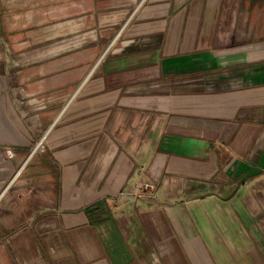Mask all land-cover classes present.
Segmentation results:
<instances>
[{
    "label": "crops",
    "instance_id": "1",
    "mask_svg": "<svg viewBox=\"0 0 264 264\" xmlns=\"http://www.w3.org/2000/svg\"><path fill=\"white\" fill-rule=\"evenodd\" d=\"M72 89L5 141L21 169L5 192L24 201L0 218L15 264H264V0H149ZM202 201L245 219L239 259L212 257Z\"/></svg>",
    "mask_w": 264,
    "mask_h": 264
},
{
    "label": "rangeland",
    "instance_id": "2",
    "mask_svg": "<svg viewBox=\"0 0 264 264\" xmlns=\"http://www.w3.org/2000/svg\"><path fill=\"white\" fill-rule=\"evenodd\" d=\"M148 1L0 0V218L24 203L13 188L5 192L21 180L18 155L5 141L30 136L26 121L58 116L72 88L127 41ZM189 208L199 210L195 223L214 260L239 259L231 244L243 241L245 219L223 202L218 211L206 201ZM10 236L0 233V264H15V251L2 248ZM29 253L16 251L24 260Z\"/></svg>",
    "mask_w": 264,
    "mask_h": 264
},
{
    "label": "built area",
    "instance_id": "3",
    "mask_svg": "<svg viewBox=\"0 0 264 264\" xmlns=\"http://www.w3.org/2000/svg\"><path fill=\"white\" fill-rule=\"evenodd\" d=\"M15 156L13 151H10V157L13 158ZM143 194V185L138 184L133 192L135 197H140Z\"/></svg>",
    "mask_w": 264,
    "mask_h": 264
},
{
    "label": "bare ground",
    "instance_id": "4",
    "mask_svg": "<svg viewBox=\"0 0 264 264\" xmlns=\"http://www.w3.org/2000/svg\"><path fill=\"white\" fill-rule=\"evenodd\" d=\"M17 177V176H16Z\"/></svg>",
    "mask_w": 264,
    "mask_h": 264
}]
</instances>
